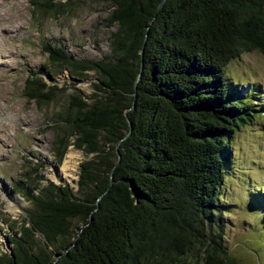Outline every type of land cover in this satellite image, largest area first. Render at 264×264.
I'll return each instance as SVG.
<instances>
[{
	"label": "trees",
	"instance_id": "trees-1",
	"mask_svg": "<svg viewBox=\"0 0 264 264\" xmlns=\"http://www.w3.org/2000/svg\"><path fill=\"white\" fill-rule=\"evenodd\" d=\"M108 1V60L43 45L51 64L98 75L55 112L53 148L72 143L86 158L75 190L39 171L15 180L27 215L0 264H236L219 193L228 141L252 109L223 72L247 50L264 54V0ZM24 86L38 102L58 88L33 74Z\"/></svg>",
	"mask_w": 264,
	"mask_h": 264
},
{
	"label": "rangeland",
	"instance_id": "rangeland-1",
	"mask_svg": "<svg viewBox=\"0 0 264 264\" xmlns=\"http://www.w3.org/2000/svg\"><path fill=\"white\" fill-rule=\"evenodd\" d=\"M51 1L52 7L41 5L45 0H0V255L10 248L8 233L27 215L28 202L13 188L15 180L26 171H39L43 184L51 180L75 190L79 162L86 158L72 143L59 147L61 153L53 148L55 112L65 110L70 93L91 94L98 75L85 70L75 77L51 64L43 45H60L75 59L111 57L110 34L116 24H108V0ZM32 74L56 84L50 100L24 95L25 80ZM223 75L229 89H238L241 101L252 109L248 122L228 141L229 165L219 193L223 243L236 264H264V54L243 52L224 64ZM65 161L74 165L67 177L60 173Z\"/></svg>",
	"mask_w": 264,
	"mask_h": 264
},
{
	"label": "bare ground",
	"instance_id": "bare-ground-1",
	"mask_svg": "<svg viewBox=\"0 0 264 264\" xmlns=\"http://www.w3.org/2000/svg\"><path fill=\"white\" fill-rule=\"evenodd\" d=\"M68 156L71 157L72 156V153H69ZM63 164L64 165L62 166V168H60V173L62 174L63 177H67L68 175L72 174V169L69 168V167H72L74 165L68 163V161H65Z\"/></svg>",
	"mask_w": 264,
	"mask_h": 264
},
{
	"label": "water",
	"instance_id": "water-1",
	"mask_svg": "<svg viewBox=\"0 0 264 264\" xmlns=\"http://www.w3.org/2000/svg\"><path fill=\"white\" fill-rule=\"evenodd\" d=\"M164 0H161V2H158L157 6H156V9L161 5V3L163 2Z\"/></svg>",
	"mask_w": 264,
	"mask_h": 264
}]
</instances>
